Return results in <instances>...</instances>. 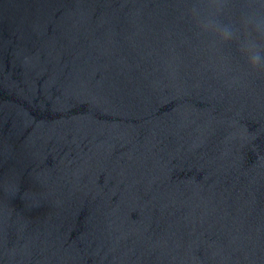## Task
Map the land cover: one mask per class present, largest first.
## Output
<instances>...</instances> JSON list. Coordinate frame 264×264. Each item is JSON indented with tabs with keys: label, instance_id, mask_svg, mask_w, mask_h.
Here are the masks:
<instances>
[{
	"label": "water",
	"instance_id": "95a60500",
	"mask_svg": "<svg viewBox=\"0 0 264 264\" xmlns=\"http://www.w3.org/2000/svg\"><path fill=\"white\" fill-rule=\"evenodd\" d=\"M258 27L264 0H0V264H264Z\"/></svg>",
	"mask_w": 264,
	"mask_h": 264
},
{
	"label": "clouds",
	"instance_id": "9594fccd",
	"mask_svg": "<svg viewBox=\"0 0 264 264\" xmlns=\"http://www.w3.org/2000/svg\"><path fill=\"white\" fill-rule=\"evenodd\" d=\"M219 4L209 6L207 13H201L198 8H193L192 15L197 27L202 33L215 37V40L222 43H230L238 39L237 32L234 28L223 23L219 19ZM257 32H264V28H257ZM241 50L245 54L251 68L255 70L264 69V50L261 49L258 40L248 37L241 41Z\"/></svg>",
	"mask_w": 264,
	"mask_h": 264
}]
</instances>
